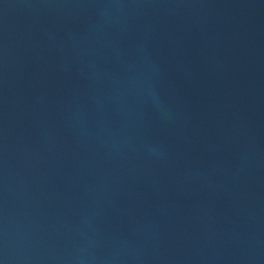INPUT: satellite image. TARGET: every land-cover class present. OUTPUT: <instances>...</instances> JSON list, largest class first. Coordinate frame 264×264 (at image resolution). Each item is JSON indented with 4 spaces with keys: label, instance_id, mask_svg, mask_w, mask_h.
Masks as SVG:
<instances>
[{
    "label": "water",
    "instance_id": "95a60500",
    "mask_svg": "<svg viewBox=\"0 0 264 264\" xmlns=\"http://www.w3.org/2000/svg\"><path fill=\"white\" fill-rule=\"evenodd\" d=\"M0 264H264V0H0Z\"/></svg>",
    "mask_w": 264,
    "mask_h": 264
}]
</instances>
